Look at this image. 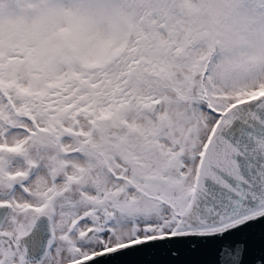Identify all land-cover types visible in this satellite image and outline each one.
Masks as SVG:
<instances>
[{
  "label": "snow or ice",
  "instance_id": "obj_1",
  "mask_svg": "<svg viewBox=\"0 0 264 264\" xmlns=\"http://www.w3.org/2000/svg\"><path fill=\"white\" fill-rule=\"evenodd\" d=\"M264 264V0H0V264Z\"/></svg>",
  "mask_w": 264,
  "mask_h": 264
},
{
  "label": "water",
  "instance_id": "obj_2",
  "mask_svg": "<svg viewBox=\"0 0 264 264\" xmlns=\"http://www.w3.org/2000/svg\"><path fill=\"white\" fill-rule=\"evenodd\" d=\"M164 259L165 256L162 252L134 253L121 258L122 264H158ZM250 259L256 260V264H259L258 253Z\"/></svg>",
  "mask_w": 264,
  "mask_h": 264
}]
</instances>
